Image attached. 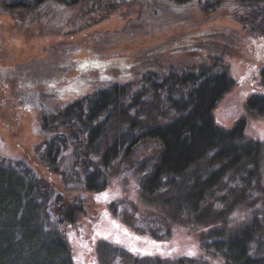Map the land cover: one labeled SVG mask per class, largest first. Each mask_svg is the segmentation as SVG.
<instances>
[{
  "label": "trees",
  "instance_id": "1",
  "mask_svg": "<svg viewBox=\"0 0 264 264\" xmlns=\"http://www.w3.org/2000/svg\"><path fill=\"white\" fill-rule=\"evenodd\" d=\"M25 1L3 3L8 8L31 5ZM28 1L40 4L46 0ZM53 1L65 5L80 2ZM236 1L241 7L250 8L243 19L250 18L252 24L259 21V15L264 16V0ZM93 2L87 1L91 7ZM170 2L168 6L175 12L173 5L188 0ZM100 58L73 60L69 66L76 72L64 78V84L49 81V76L32 74L31 70L0 68V109L6 108L16 116L33 107L41 111V129L48 137L42 141L38 158L46 171L54 170L62 183L77 179L87 190L95 192L106 188L111 173L140 174V192L145 200H151L164 185L171 187L173 193L170 191L161 201L168 203L170 216L184 223L195 220L205 224L209 220L201 202L212 196L221 183H227L233 194L227 207L247 196L248 180L258 171L261 141L245 135L244 118L228 128L214 121L216 103L232 86L221 56L207 54L196 68L170 65L163 69L146 68L145 64L135 68V64L124 60ZM57 66L67 68L63 62ZM134 69L135 81L123 82L115 77ZM259 77L263 92L250 93L244 103L249 112L264 115V67L259 69ZM93 79L102 85L57 111L48 109L49 101L43 96L57 95L79 81ZM115 118L124 128L116 135ZM135 139L154 140L156 154L131 158ZM69 145L72 162L60 168L58 158ZM203 159L209 167L205 176L190 172V179H183V174ZM177 176L182 178L175 181ZM260 191L261 206L255 207L242 225L221 229L210 221V227L200 236L199 244L207 253L220 255L221 264H264V186ZM225 198L223 195L219 201ZM78 201L69 199L58 183L38 174L23 158L0 155V264H76L60 223L72 224L84 213ZM250 201L248 205H252ZM227 207L220 210L221 215L226 214ZM96 245L100 251L107 249L108 255L115 250L119 255L110 257L128 264H213L208 259L185 255L173 260L136 256L110 241L100 240Z\"/></svg>",
  "mask_w": 264,
  "mask_h": 264
},
{
  "label": "rangeland",
  "instance_id": "2",
  "mask_svg": "<svg viewBox=\"0 0 264 264\" xmlns=\"http://www.w3.org/2000/svg\"><path fill=\"white\" fill-rule=\"evenodd\" d=\"M4 1L8 0H0V68H17V72L31 70L32 74L49 76V81L64 84V78L76 72L69 65L83 57L98 56L103 61L117 58L135 64V68L145 64L146 68L163 69L170 65L196 68L207 54L221 56L232 86L216 103L214 121L228 128L237 119L244 118L245 135L261 141V152L258 171L248 180L249 193L245 198L227 207L233 194L227 183H221L212 196L201 202L202 209L209 214L205 224L195 220L184 223L169 215L168 203L161 201L170 191L173 193L169 185L154 192L151 200H145L140 192V174L120 169L122 172L107 176L106 188L99 192L87 190L77 179L62 183L60 176L52 172L54 170L47 172L38 158L42 141L48 137L41 129V111L33 107L16 116L5 111L6 108L0 109V155L23 158L38 174L58 183L69 199H79L84 207V213L74 223H60L76 264H105L107 261L108 264H128L118 257H110L118 254L115 250L109 255L105 248L100 251L96 245L100 240L118 244L136 256L173 260L185 255L221 264L220 255L207 253L199 244L200 236L210 227L208 222L221 229H235L262 202L264 115L249 112L244 102L250 93L263 92L259 69L264 67V16L259 15L256 24H252L254 21L250 18L243 19L250 8L239 6L236 0H188L173 5L175 12L168 6L170 0H93V7L88 0L73 5L53 0L33 4L27 0L25 2L31 5L15 8H8ZM154 9L158 12H153ZM61 62L67 68L59 69L57 65ZM136 71L115 77L118 81L132 82L137 78ZM100 85L98 79L79 81L57 95L43 98L49 101L48 109L57 111ZM116 120L115 135L124 129ZM135 140L131 158L156 154L154 140ZM72 157L69 145L58 158L60 168L69 166ZM204 161L188 169L183 179L188 181L190 172L204 177L209 169ZM121 163L125 164L123 159ZM103 193L108 194L107 199L101 195ZM223 195L226 198L220 202L219 197ZM249 201L252 205H248ZM224 207L228 211L223 216L220 210ZM189 251L195 255H188Z\"/></svg>",
  "mask_w": 264,
  "mask_h": 264
},
{
  "label": "snow or ice",
  "instance_id": "3",
  "mask_svg": "<svg viewBox=\"0 0 264 264\" xmlns=\"http://www.w3.org/2000/svg\"><path fill=\"white\" fill-rule=\"evenodd\" d=\"M102 196H104L105 197V199H107V197H108V194L107 193H103V194H101ZM117 243H119V241L117 240L116 241ZM133 251H136L135 249H133ZM141 254H144V253H141ZM148 254H150V253H148ZM188 255H195V253L194 252H191V251H189V253H188Z\"/></svg>",
  "mask_w": 264,
  "mask_h": 264
}]
</instances>
